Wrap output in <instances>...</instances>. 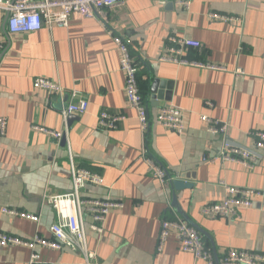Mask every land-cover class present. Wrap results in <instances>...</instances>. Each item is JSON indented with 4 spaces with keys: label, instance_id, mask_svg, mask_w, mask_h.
I'll return each mask as SVG.
<instances>
[{
    "label": "crops",
    "instance_id": "0c3cea01",
    "mask_svg": "<svg viewBox=\"0 0 264 264\" xmlns=\"http://www.w3.org/2000/svg\"><path fill=\"white\" fill-rule=\"evenodd\" d=\"M183 1L190 3L189 10L178 5ZM212 13L238 21L212 20ZM6 21L7 14L0 11V42L5 45L0 117L8 120L7 135L0 138V232L50 238L57 218L47 197L73 191V161L104 180L103 187L87 185L84 199L124 205L110 213L102 237L90 231L92 218H86L88 249L96 253L91 264H206L184 253L174 237L158 251L162 221L178 218L199 231L218 259L232 250L264 254V154L254 169L219 160L222 138L208 134L200 119L206 115L228 124V138L246 147L254 144L252 133L264 131V0H130L109 14L108 25L73 18L68 27L44 25L37 32L13 35ZM170 35L201 43L200 49L187 52L188 58L226 70L159 62ZM116 36L130 42L139 69L149 112L146 133L126 99ZM37 78L61 85L65 95L36 90ZM71 91L82 94L89 109L65 119ZM171 105L184 113V134L157 123L159 109ZM103 111L127 119L106 131L98 126ZM33 126L66 131L65 138L53 139ZM145 151L166 171L164 185L149 172ZM175 181L191 187L177 190ZM221 182L261 196L235 218L206 217L203 206L226 196ZM4 209L40 221L11 217ZM38 252L41 264H85L81 253L68 249ZM30 255L23 247H0V264H28Z\"/></svg>",
    "mask_w": 264,
    "mask_h": 264
},
{
    "label": "built area",
    "instance_id": "2783aa9c",
    "mask_svg": "<svg viewBox=\"0 0 264 264\" xmlns=\"http://www.w3.org/2000/svg\"><path fill=\"white\" fill-rule=\"evenodd\" d=\"M130 0H0V11L7 14V29L10 34L33 33L40 31L44 25L68 27L73 18L97 19L108 25L109 14L114 10L124 8ZM184 9H190L189 2H179ZM209 18L216 21L235 22L238 19L226 15L212 13ZM121 51V70L125 75V94L130 110L138 115L141 130L146 133L149 130V112L141 94L137 63L130 52V42L121 36L114 38ZM158 61L172 63L179 66H190L207 70L225 71L224 67L204 63L187 57L190 49H200L201 43L193 39L170 35L166 39ZM5 45L0 42V55ZM242 75L241 70L236 71ZM36 90L45 91L50 95L63 97L65 89L49 79L37 78L34 81ZM70 102L63 112L66 119L69 115L83 116L88 112L89 103L78 91L69 93ZM210 108L214 105L207 102ZM126 117L117 113L103 111L98 116V126L103 130H115L119 124L126 121ZM201 121L206 125L208 134L222 138V148L218 156L223 162H231L243 166L246 169H254L255 165L263 159L264 131L252 133L254 144L246 147L232 142L228 138L229 125L209 116L203 115ZM157 123L164 129L184 134L187 126L183 111L175 106H165L159 109ZM33 130L44 133L53 139L61 140L65 132H56L45 127L33 126ZM8 120L0 117V138L7 135ZM143 156L149 166V172L164 185L168 182L167 173L159 162L146 151ZM72 161V158H71ZM71 178L73 191L65 195L47 197V202L53 207L56 214V222L50 227V238L36 234L30 239H23L0 232V247H23L31 252L28 264H41L39 249H51L62 251L64 249L81 253L85 258V264H91L95 260L96 253L89 251L86 228V218H92L89 229L98 237L105 233V224L110 213L116 209H123V203L110 199H84L82 190L87 185L104 186V180L100 175L88 170L76 167L71 163ZM226 196L220 203H207L202 208V214L206 217L231 219L238 216L241 209H250L254 206V200L261 196L260 192L243 189L220 183ZM4 213L11 217H20L39 223L40 217L16 210L4 209ZM174 237L180 249L184 253L193 255L196 260L206 264H264V254L250 251L232 250L224 257L218 259L206 246L199 231L183 219H165L162 221L158 237V251L163 252L168 241ZM264 241V231L262 235Z\"/></svg>",
    "mask_w": 264,
    "mask_h": 264
},
{
    "label": "water",
    "instance_id": "95a60500",
    "mask_svg": "<svg viewBox=\"0 0 264 264\" xmlns=\"http://www.w3.org/2000/svg\"><path fill=\"white\" fill-rule=\"evenodd\" d=\"M67 106V105H66ZM66 108V107H65ZM65 138V137H64ZM65 140H63V144H65ZM173 185L175 186V188L177 189V190H183V189H187V188H189V187H191L190 185H188V184H185V183H183L182 181H175L174 183H173Z\"/></svg>",
    "mask_w": 264,
    "mask_h": 264
},
{
    "label": "trees",
    "instance_id": "16d2710c",
    "mask_svg": "<svg viewBox=\"0 0 264 264\" xmlns=\"http://www.w3.org/2000/svg\"><path fill=\"white\" fill-rule=\"evenodd\" d=\"M138 78H139V74H138ZM140 84V83H139ZM140 90H141V87H140ZM141 94H142V91H141ZM143 96V95H142ZM152 157V156H151Z\"/></svg>",
    "mask_w": 264,
    "mask_h": 264
},
{
    "label": "bare ground",
    "instance_id": "6f19581e",
    "mask_svg": "<svg viewBox=\"0 0 264 264\" xmlns=\"http://www.w3.org/2000/svg\"><path fill=\"white\" fill-rule=\"evenodd\" d=\"M86 115V114H85Z\"/></svg>",
    "mask_w": 264,
    "mask_h": 264
}]
</instances>
